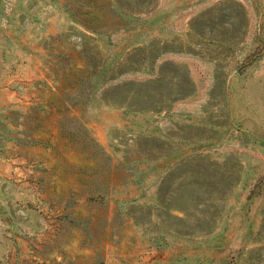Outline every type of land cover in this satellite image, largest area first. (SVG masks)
<instances>
[{
	"label": "rangeland",
	"instance_id": "374dc122",
	"mask_svg": "<svg viewBox=\"0 0 264 264\" xmlns=\"http://www.w3.org/2000/svg\"><path fill=\"white\" fill-rule=\"evenodd\" d=\"M0 264H264V0H0Z\"/></svg>",
	"mask_w": 264,
	"mask_h": 264
}]
</instances>
